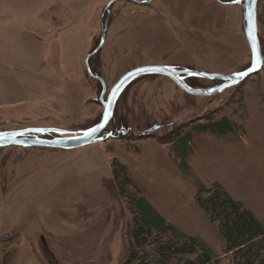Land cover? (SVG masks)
Instances as JSON below:
<instances>
[{"label":"rangeland","instance_id":"obj_1","mask_svg":"<svg viewBox=\"0 0 264 264\" xmlns=\"http://www.w3.org/2000/svg\"><path fill=\"white\" fill-rule=\"evenodd\" d=\"M220 1L118 0L108 11L111 0H0V133L49 128L69 133L48 135V140L96 126L103 112L102 85L88 76L85 63L104 31L103 47L90 60L106 84L105 99L123 74L139 67L220 75L243 71L251 64L244 10L231 5L237 0ZM257 8L264 58V0ZM51 52L61 54L53 67ZM42 60L48 63L44 69ZM261 69L212 97L190 96L166 77H141L117 99L98 145L70 151L0 149V264H120L133 244V197L140 195L183 233L202 237L228 264L217 226L196 204L200 179L180 164L173 144L161 140L199 124L229 120L235 136L226 144L209 146L193 133L198 139L190 147L191 154L198 150L195 171L201 179L225 184L264 222ZM188 82L200 89L217 84ZM32 87L37 104L26 95ZM4 92L12 97L5 102H25L6 106ZM158 124L163 128L151 138L138 136ZM116 162L128 168L141 193L117 177ZM155 249H145L152 262ZM136 251L144 256L143 249Z\"/></svg>","mask_w":264,"mask_h":264},{"label":"trees","instance_id":"obj_2","mask_svg":"<svg viewBox=\"0 0 264 264\" xmlns=\"http://www.w3.org/2000/svg\"><path fill=\"white\" fill-rule=\"evenodd\" d=\"M88 64L93 76L99 77L91 60ZM190 80L196 79L189 78L186 84ZM232 129V123L222 118L219 121L199 124L189 131L171 133L170 137L167 136L161 143L173 144L181 159H185L192 131L228 133ZM116 164L119 169L117 177L121 176L123 183L131 186L136 193H141L139 187L129 178L127 167L118 162ZM196 195L198 207L210 222L217 226L223 242V252L228 256V264H264V223L243 206L242 202L235 201L218 183H214L210 188L200 185ZM132 210L135 214L131 234L133 244L129 246L126 258L120 264H146L145 261L149 264H222L203 240L187 236L164 221L142 195L133 197ZM167 234L170 235V240L165 241ZM148 245L156 248L153 262L145 250ZM137 248L143 249L144 256L138 257Z\"/></svg>","mask_w":264,"mask_h":264},{"label":"water","instance_id":"obj_3","mask_svg":"<svg viewBox=\"0 0 264 264\" xmlns=\"http://www.w3.org/2000/svg\"><path fill=\"white\" fill-rule=\"evenodd\" d=\"M118 0H111L107 6V10L116 3ZM155 1V0H154ZM219 1V0H218ZM153 2V0H151ZM223 4H226L220 1ZM240 4L244 10V33L247 39V42L251 51V64L248 68H245L243 71L230 73L228 75H220L214 73L199 72L189 69H177L171 66H145L133 69L132 71L123 74L119 81L112 87L107 99H105V94L107 92L106 84L102 78L93 76L89 66V59L96 55L99 50L103 47L105 42L106 32L102 34L100 45L93 54H91L86 61V70L95 80H97L102 85V93L100 95V103L103 106V112L100 122L93 128L99 126V130L95 133L88 135L90 131H81L78 133L72 134V136L65 138H50L47 140L48 135L56 134H69L66 131H62L55 128L49 129H25L16 132H3L0 133V149L6 147H26V148H44V149H56V150H76L85 148L91 145H95L103 142L101 137L106 129L111 123L114 117V111L117 106V102L121 93L125 90L126 86H129L135 80L146 77V76H161L166 77L172 80L175 85L181 89L184 93L195 96V97H212L213 95H219L226 90L235 88L248 78L258 74L264 66V58L262 53V47L260 44L259 32H258V4L259 0H237L231 5ZM189 78L205 80L210 82H216L217 84L212 87L200 89L192 88L186 84V80ZM163 126L154 125L150 129L142 132L140 135L141 138H151L156 132H159ZM92 129V128H91ZM42 130V131H37ZM112 135L106 136V139H110Z\"/></svg>","mask_w":264,"mask_h":264},{"label":"crops","instance_id":"obj_4","mask_svg":"<svg viewBox=\"0 0 264 264\" xmlns=\"http://www.w3.org/2000/svg\"><path fill=\"white\" fill-rule=\"evenodd\" d=\"M65 22H68L67 20H65ZM41 24H42V22H40ZM69 23V22H68ZM58 26H60L59 25V23L57 24ZM49 36V35H48ZM33 39H36V37H33ZM51 53H54V52H51ZM55 58H57L58 60L60 59L61 60V54L60 53H58L57 52V54H52V61H51V63L49 64L51 67H53V66H56L57 64H58V61H54V59ZM46 64H48L47 62H45L44 63V61L42 60V61H40V64H39V66H41V68H43L44 69V67H45V65ZM66 83H67V85H69L70 86V88L72 87V89L74 90V91H80V92H82V90L80 89V87L76 84V83H74V82H71V81H69V80H66ZM27 90H25L27 93H26V95H30V96H33V97H29V98H32V99H29V100H32V101H29V102H31V103H33V104H37V103H34V101H37V100H33V98L34 97H36V96H38V95H36V89L34 88L33 89V87L32 88H26ZM29 89V90H28ZM3 94H6L7 95V93L6 92H4ZM39 95H41V93L39 94ZM42 97H43V95H42ZM8 98H12L11 96H6V98H5V100H4V103H2V104H4V105H6V106H9V107H14L15 105L17 106L18 104H22V103H24L25 102V98H22V101H16V102H5L6 101V99H8ZM26 99H28V98H26ZM80 101H82V99L80 100ZM81 104L83 105V101L81 102ZM233 130L234 129H232L231 131H229L228 133H219V132H215V131H210V130H208V131H204V132H199V131H192V133H190L191 134V139H190V141H189V150H188V153H187V156L185 157V159H181L182 157L178 154V152H177V150H176V152H177V156L179 157V159H180V164H183L184 166H186V168H190V169H192V170H190L189 172H188V174H193V173H195L196 175H197V179L199 178L200 179V182H198V188H199V186L200 185H203V186H212L214 183H218V184H220L224 189H225V191L228 193V194H230L231 195V197L234 199H237L236 201H240V202H243L242 201V198L241 197H239V198H237V197H235V195H233V194H231L232 192L229 190V188L225 185V184H223L222 182H220V181H215V180H210V181H207V179L206 180H204V179H201L200 177H199V175H198V172H196L195 171V160H196V158H197V147H195L196 148V152H193L192 154L190 153V147H192L191 145L193 144V143H195V141L196 140H198V139H203V141L204 142H206L207 144L206 145H211V146H215V145H218V144H226V143H228L230 140L229 139H231L232 140V138H233V135H234V132H233ZM193 133H197L198 135L200 134V136L198 137V139H196L195 140V137L193 136L194 134ZM235 136V135H234ZM180 166V165H179ZM127 171H128V168H127ZM193 172V173H192ZM190 174V175H191ZM209 187V188H210ZM197 191H198V189H197ZM146 199V198H145ZM234 199V200H235ZM149 203H150V205L153 207V209H155V211L158 213V215L164 220V221H166L167 223H169V224H171V225H173L174 227H176V224H178L176 221H171V220H169V221H171V222H169L168 221V218H167V216L166 215H163V213H160L159 211H158V209H156L152 204H151V201L150 200H148V199H146ZM244 206V205H243ZM248 209V208H247ZM250 210V209H249ZM256 216V215H255ZM258 217V216H257ZM259 218V217H258ZM260 219V218H259ZM261 220V219H260ZM262 221V220H261ZM263 222V221H262ZM180 223V222H179ZM264 223V222H263ZM188 226H190V225H188ZM192 226V225H191ZM179 231H181V233H183V231L182 230H180L178 227H176ZM190 228V227H189ZM191 228H193V227H191ZM190 228V229H191ZM184 234H186V233H184ZM187 235V234H186ZM187 236H190V235H187ZM191 237H198V238H200L201 240H203L204 242H205V244H206V241L202 238V237H200V236H191ZM222 244V249H223V242L221 243ZM209 247H210V245L209 244H207ZM211 249H212V247H210ZM213 250V249H212ZM213 252H214V250H213ZM215 253V252H214Z\"/></svg>","mask_w":264,"mask_h":264},{"label":"snow or ice","instance_id":"obj_5","mask_svg":"<svg viewBox=\"0 0 264 264\" xmlns=\"http://www.w3.org/2000/svg\"><path fill=\"white\" fill-rule=\"evenodd\" d=\"M99 130V126L97 127V128H92V129H90V131L87 133L88 135H91V134H93V133H95L96 131H98ZM37 131H42V130H37Z\"/></svg>","mask_w":264,"mask_h":264},{"label":"flooded vegetation","instance_id":"obj_6","mask_svg":"<svg viewBox=\"0 0 264 264\" xmlns=\"http://www.w3.org/2000/svg\"><path fill=\"white\" fill-rule=\"evenodd\" d=\"M188 80V79H187ZM187 80H186V82H187Z\"/></svg>","mask_w":264,"mask_h":264}]
</instances>
